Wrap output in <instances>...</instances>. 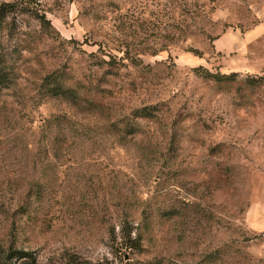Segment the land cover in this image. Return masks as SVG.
Here are the masks:
<instances>
[{"label": "rangeland", "instance_id": "rangeland-1", "mask_svg": "<svg viewBox=\"0 0 264 264\" xmlns=\"http://www.w3.org/2000/svg\"><path fill=\"white\" fill-rule=\"evenodd\" d=\"M11 1L0 264H264V0Z\"/></svg>", "mask_w": 264, "mask_h": 264}, {"label": "trees", "instance_id": "trees-1", "mask_svg": "<svg viewBox=\"0 0 264 264\" xmlns=\"http://www.w3.org/2000/svg\"><path fill=\"white\" fill-rule=\"evenodd\" d=\"M21 12H24V7H20L19 6V2L18 1H11V2H0V21H4L9 15L14 14L15 16L21 14ZM34 16L36 19H38L39 22H41V24H48V20H46L44 15H39L36 13H34ZM199 53V52H196ZM124 58V57H123ZM131 62L133 64L138 65L139 61L135 60L134 58H130ZM205 75L208 76H212L216 79H223V78H227L228 76L225 74H211L210 72H208L207 70L204 72ZM7 79V76L4 72H0V83H3L5 80ZM54 90L52 92L53 95L57 96V95H64L67 93H64V90L61 91L62 89L60 87H57L56 85L54 86ZM140 113V117H144V116H149L150 112L148 111V108H142L141 110H139ZM130 229H126V228H122L121 231V239H122V244L124 245V247L126 249H131V250H139L141 248V235L135 234L132 235V231ZM6 257H27L28 258V263L29 264H36L35 259L33 258V255L30 252H24V251H18V250H12V251H8Z\"/></svg>", "mask_w": 264, "mask_h": 264}]
</instances>
